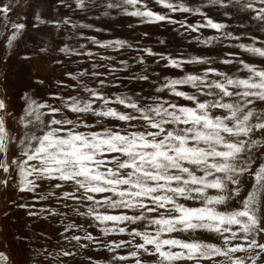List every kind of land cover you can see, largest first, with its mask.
I'll list each match as a JSON object with an SVG mask.
<instances>
[{"label":"snow or ice","instance_id":"snow-or-ice-1","mask_svg":"<svg viewBox=\"0 0 264 264\" xmlns=\"http://www.w3.org/2000/svg\"><path fill=\"white\" fill-rule=\"evenodd\" d=\"M155 3L168 13L200 19L190 22L184 16L177 20L153 10L146 0H123V4L107 0L106 7L137 17L140 24L161 22L184 32L216 30L218 35L194 37L205 45L219 37L240 40L227 31L223 20L208 15L204 0ZM76 6L87 7L84 0H76ZM208 7L224 17L245 12L259 21L264 32V0H208ZM13 11V0H0V43L5 49L0 56V188L36 193L48 183V196L33 199L64 202V211L54 206L40 211L60 218L58 235L69 245L54 253L28 243L29 264H36L38 256L62 258V264L75 261L78 251L85 255L86 264H264V43H238L240 49L259 56L260 63L227 52L219 59L226 71L211 57L174 56L139 45L130 62L122 59L119 65L113 63L112 55L97 58L84 43L71 47L62 42L54 49L37 45L23 55L16 51L14 59L7 52L14 49L26 25L11 19ZM35 19L45 22L39 15ZM68 22V17L47 21L56 27ZM80 36L98 49H113L117 54L134 48L120 38ZM65 56L92 60L91 70L64 68L57 77L44 73L41 65L50 61L62 66ZM148 59L156 65L164 61L165 69L185 74L170 78L153 72ZM104 61L109 62V69L101 72L98 69ZM191 64L199 67L185 68ZM117 72L129 73V81L149 84L151 91L111 92L123 86ZM185 85L190 91L182 90ZM65 88L75 95L65 93ZM179 98L187 103H180ZM88 116L96 122L95 130L89 127ZM105 118L119 123L115 128L104 127L100 121ZM66 185L72 190H64ZM68 201L80 207L69 208ZM10 203L29 217L39 216L34 204ZM69 213L90 218L89 227L94 225L103 237L127 233L128 238L99 239L76 220L65 222ZM0 215L6 217L9 212L0 209ZM196 230L217 235L203 239L173 235ZM13 239L29 240L19 233ZM2 245L0 264H16L9 241ZM90 248L106 250L107 255L94 258Z\"/></svg>","mask_w":264,"mask_h":264},{"label":"rangeland","instance_id":"rangeland-1","mask_svg":"<svg viewBox=\"0 0 264 264\" xmlns=\"http://www.w3.org/2000/svg\"><path fill=\"white\" fill-rule=\"evenodd\" d=\"M8 2V0H5ZM107 0H84L87 5L86 8H78L76 6V0H64L61 4L60 0H13L14 11L11 13V19L16 22H22L26 25L20 35L16 38L18 43L14 44V49L7 52L8 55L12 56L14 59L18 58L15 52L18 51L19 55H23L25 50L31 51L35 46H43L44 44L50 45L53 49L63 43H68L71 47H77L78 43L86 44V48H91L96 54L97 58L100 55H112L115 57L113 63L119 65V61L122 59L129 60L135 54V46L139 45L150 46L153 51L158 53L168 54L171 53L174 56H196L203 55L211 57L215 65L220 67L222 71H226L227 66L220 65L219 59L224 56L227 52L236 53L241 58L255 62L259 65L261 58L254 55L251 52H246L244 49L237 47L238 43L255 44L260 46L264 43V32L261 31V25L259 21L252 18L251 15H246L245 12L234 13V16L224 17L221 12L217 11L215 8L208 7V0H204L205 10L208 12L209 16L214 19L223 20L228 24L227 31H232L234 36H240V40L236 41L232 38L219 37L218 40L211 44H201L194 37L199 36L203 39L205 36L218 35L216 30L204 29L202 28L200 32H184L177 25H167L161 22H151L140 24L138 22L139 18L129 16L128 14L117 9H108L106 7ZM118 4H123V0H115ZM150 7L155 11L163 12L164 14L173 15L175 19L181 20L184 16L192 22L194 20L200 19L196 15L184 14L181 16L176 13H168L161 5L156 4L155 0H146ZM257 7L260 4L257 2ZM39 15L42 21L40 22L35 19V16ZM64 17L69 18V22L66 24H61L56 27L52 24L47 23L49 20H63ZM92 25L91 28L84 27L85 25ZM75 25V27H73ZM97 29H104V31H97ZM147 32L148 36H144L143 33ZM83 36H97L99 39H112L120 38L128 40L130 43L134 44L133 49H122L117 54L113 49H98L95 45L91 44L90 41H85ZM256 35L258 39L256 41L251 40V36ZM163 40L164 43L161 44L159 41ZM3 41V36L0 35V42ZM5 54V49L0 43V56ZM54 56L57 55L55 51L52 53ZM63 55V54H60ZM92 60L86 57H64V62L62 66H53L51 62L41 65L42 70L46 75L57 77L60 75L64 68L71 70H77L79 67L87 68L91 70ZM104 67L98 69L101 72L107 71L109 69V62L104 61ZM166 62L161 61L159 65L153 64L152 59H148V64L151 65V70L153 72H160L162 75H167L170 78L180 77L184 75V71L180 69L164 68ZM143 67V66H141ZM199 65L191 64L185 65L188 70L197 69ZM134 71H139L136 65H132ZM11 69V65H10ZM129 73L117 72L121 80L122 87L112 88L111 92H126V91H140L143 90L145 94L151 91L149 84L143 82H133L126 79ZM66 82L71 84L74 81L67 80ZM107 79L111 80L113 77L109 76ZM155 79V77H153ZM89 86L93 85L92 80L87 81ZM182 90L190 91V86H181ZM65 93H70L75 95L72 89L65 88L63 90ZM83 95V93H81ZM167 95V93H165ZM180 103H187L183 98H179ZM124 110L122 106L115 105ZM69 119H73L74 116L69 113ZM89 127L92 130L96 129V122L88 116L86 118ZM104 127L115 128L117 123L113 122L112 118H105L100 121ZM83 131L84 129L81 128ZM64 190H72L70 185H66ZM50 191V186L48 183H44L38 188L36 193L18 192L14 191L11 186L5 192L4 189L0 188V209L8 211V216L0 215V247H2V242L4 240L9 241V245L13 252V260L16 264H29L28 261V249L26 244L31 243L35 248H48L49 251L55 253L56 249L67 248L69 245L61 239L58 235L59 231H62L60 225L59 217L45 216L43 212L40 211L41 207L54 206L57 207L58 211H64V202L57 204L56 198H49L47 200L33 199L34 196L38 197L41 195L48 196ZM211 191V190H210ZM15 201L17 203L26 202L35 205V209L38 213V217H29L26 215L25 210L18 209L14 204L10 203ZM181 202H184L183 200ZM69 208L80 207L71 201H68ZM189 206L193 204L191 201L186 202ZM199 204V202H196ZM67 219H74L77 223H80L88 228L89 231L93 232V235L97 236L99 239H120L128 238L127 233H109L108 237H103L100 235L99 230L93 225L89 227L90 218L87 217H76L74 213H69L68 217H65V222ZM19 233L25 235L29 238L24 242L16 241L13 236ZM46 234V235H45ZM167 235V234H165ZM177 238L180 239H192V238H211L215 237V233H207L206 231L196 230L193 232H180L174 233ZM212 242H216L212 240ZM74 243V242H73ZM175 250V249H174ZM93 254L94 258L105 257L107 255L106 250H99L90 248L88 250ZM123 251V250H121ZM36 264H62V258L46 259L44 256H38ZM63 264H86V257L82 251H78L75 261L67 260ZM145 264H149L145 261ZM178 264H193V262L182 261ZM200 264H208V262L201 261ZM215 264V262H213ZM220 264H224L223 261Z\"/></svg>","mask_w":264,"mask_h":264}]
</instances>
